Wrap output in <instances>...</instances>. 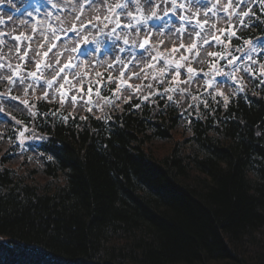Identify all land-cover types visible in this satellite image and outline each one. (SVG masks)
Returning a JSON list of instances; mask_svg holds the SVG:
<instances>
[{"label":"trees","instance_id":"trees-1","mask_svg":"<svg viewBox=\"0 0 264 264\" xmlns=\"http://www.w3.org/2000/svg\"><path fill=\"white\" fill-rule=\"evenodd\" d=\"M135 105L108 122L28 108L36 163L11 150L24 122L0 125V264H264V87Z\"/></svg>","mask_w":264,"mask_h":264},{"label":"snow or ice","instance_id":"snow-or-ice-1","mask_svg":"<svg viewBox=\"0 0 264 264\" xmlns=\"http://www.w3.org/2000/svg\"><path fill=\"white\" fill-rule=\"evenodd\" d=\"M95 0H88L89 4H94ZM197 4L200 7L204 8L203 19L200 18L199 9L192 15H185L184 13L190 10L191 4L183 2V0H160L157 3V0H123V2H118L113 5L106 4L109 15H105L102 18L89 17L87 19L83 18V11L85 4L80 3V0L74 4L72 0H68L66 4H51L52 8L59 9L60 11H66L70 14L75 13L71 16V19L77 23L78 26H74L73 30L77 35H81V30H90L92 28H108L109 25H112L110 28V34L115 33V39L117 41L122 40L124 45H130L135 48L138 47L140 50L148 51V47L151 45V36L150 34H145L142 39V42L137 44V38L140 37L141 28L138 27L143 25L145 28L148 27V22L153 18H162L158 17L157 9H161V5H170V7H164L162 9L163 15L168 16L170 14H176L179 11V20L184 22L180 27L175 29V34H179L177 39L179 43H176V40H173L172 47L164 49V51L156 50L155 55L152 51H148L150 59L138 61L136 67L140 69L139 72L132 71L129 73V64L130 62H125L116 57V64L119 65V68H116L115 64H109V72L114 69L119 72V78L115 79L112 75H108L106 79L109 83H115V88H110V95L104 96L100 89L103 85L98 80L95 88V98L93 97L94 86L89 83L87 87V96L83 94L84 85L81 83L83 77L78 74V72L72 73V79L76 81V84L80 85V88L77 90L76 85L72 84L67 75H64L66 69L71 68L73 65L71 63H64L61 65V53L57 51L54 54L52 60L43 63V68L49 70L50 76H45L44 72L41 70L42 62L38 59L41 56V53L33 51L30 47V43L33 42L32 36H27L24 34L11 37V41L15 43L11 44L9 51L15 50L16 57L23 61L24 63L29 62V52H33L31 61L35 64L34 71H27L26 75H20V72L23 70L22 64H17L13 69L11 63H0V69H9L11 73L0 74V81H6L8 85V93L0 95H6V98L11 100H18L20 104H23L25 107H29V101L21 100L19 97L10 95L13 87H22L25 96L28 95L29 89L33 92L36 87L39 86V82L43 78L42 98L44 100L49 99V90L52 92V99L55 100L59 97L60 104L63 106L68 102L69 93L70 102L73 109L78 105L82 106L85 111L91 113L93 108L102 110L105 105L115 106V101L123 97L124 103H130L133 96H136L141 93L142 89H147L148 94L143 95L142 99L148 101L150 96L156 95L161 98H166L170 103H178L179 100H183L185 94L190 93L191 85L199 83L197 80L198 76L204 77V87L207 89L213 88V83L215 82L216 76H224L227 79H230L233 84L236 85V88L233 89V94L238 92H243L244 87L242 84L237 83L242 81L243 77L239 76V73L243 72L248 77L253 80L258 79L260 84H264V52L261 49H264V41H257L253 43L252 40L243 39V44L236 46L234 49L229 50L231 47V41L233 38L241 40L242 37L238 35L239 28H249L253 26L251 22V17H255L257 14L253 11V5H259L261 14H264V0H196ZM51 3V0H49ZM130 5L134 6V11L130 10ZM98 10V9H97ZM147 11V15H145ZM47 17H51L53 13L46 12ZM121 17L126 18V22H122ZM56 19L60 21V17L57 16ZM63 23V21H61ZM186 25H191L189 29ZM218 25H223L220 27ZM126 29L129 31L118 32L117 29ZM135 30V34L131 30ZM63 30V29H62ZM32 32L34 34L39 33L43 35L44 39L49 41L52 47H56L55 40L57 38V32L53 30L50 34L45 29H37L33 27ZM174 34V35H175ZM187 35L189 43H184V36ZM3 35V34H0ZM227 37L222 39V37ZM129 37H132L131 44ZM83 38V36L81 37ZM161 45L163 44L160 41ZM21 45L24 46V51L21 52ZM220 47L219 51H208L209 47L212 46ZM227 45L228 48L223 47ZM244 46H248L245 48ZM52 47L44 51L43 56L48 57V53L52 51ZM181 49L183 51L181 52ZM67 50V49H65ZM74 50V49H73ZM119 51L123 53L124 48H120ZM167 53V54H165ZM234 53H240L239 56ZM178 54V55H177ZM203 54V55H202ZM205 57L213 58L212 61L205 59ZM5 56L0 54V60H4ZM135 56L132 57V60H135ZM216 60H223L226 63L220 67L216 66ZM193 63H199L201 65L207 64L210 69H214V72H205L202 68L196 69L192 65ZM228 70L225 72L224 69ZM147 69V70H146ZM181 69H186L187 76L185 79L180 80ZM151 70V71H148ZM142 74V75H141ZM99 75V74H98ZM151 78L157 82V84L167 83L166 87L161 93L158 89H154L152 83H147L143 85H133L131 80L133 79H143L147 80ZM31 79V82L26 83L27 80ZM62 81V82H61ZM183 84L185 87L179 88L178 85ZM67 86V90H66ZM217 96H220L224 100L225 107L229 102L227 96L219 88L213 89ZM127 91L129 94L124 96L123 93ZM209 95H212L210 92ZM175 96V99H174ZM197 96H191V99L196 100ZM215 100V96H212ZM204 107L208 106L206 100L202 101ZM35 105H31V108H34ZM134 107L139 108L140 105L137 104ZM189 108L199 109V105L189 104ZM4 109L0 108V112H3ZM33 116L35 113H32ZM55 114V113H54ZM75 119V116L71 114L63 116V119L67 121L69 118ZM81 119H87V117H81ZM105 119H110V117H105ZM17 124H20L21 121L17 120ZM191 123V121H189ZM25 131L27 127L25 126L22 130L19 131V136L21 141L25 136ZM43 131V129H41ZM35 134V132H33Z\"/></svg>","mask_w":264,"mask_h":264},{"label":"rangeland","instance_id":"rangeland-1","mask_svg":"<svg viewBox=\"0 0 264 264\" xmlns=\"http://www.w3.org/2000/svg\"><path fill=\"white\" fill-rule=\"evenodd\" d=\"M165 19H166V18H165ZM140 26H142V25H140ZM261 51L263 52V50H261ZM228 80H230V79H228ZM217 83H219V80L216 81V84H217Z\"/></svg>","mask_w":264,"mask_h":264}]
</instances>
